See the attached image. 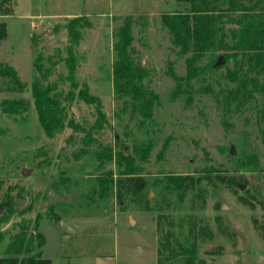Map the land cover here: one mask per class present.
<instances>
[{"label":"rangeland","instance_id":"374dc122","mask_svg":"<svg viewBox=\"0 0 264 264\" xmlns=\"http://www.w3.org/2000/svg\"><path fill=\"white\" fill-rule=\"evenodd\" d=\"M189 1L0 0V22L8 27L0 63L15 67L28 86L24 93L0 92V204L11 194L18 209L0 225L6 233L0 256L18 223L40 218L46 239L41 251L53 264H157L159 198L152 183L190 174L200 180L204 200L191 193L172 214L176 220L194 214L213 232L201 243V256L208 264H264V240L254 222H264V92L235 99L237 83L228 78L234 63L218 50L198 63L197 78L186 79L192 54L173 44L162 18L190 11ZM75 18L84 23L76 77L94 103L78 96L64 100L70 91L67 25ZM125 33L131 59L147 71L144 85L158 97L150 116L115 91L114 65ZM37 57L45 68L56 63L48 82L65 107V127L53 137L34 107ZM220 57L223 66L217 65ZM7 98H24L31 108L7 114L1 107ZM100 145L113 151L108 164L96 160ZM127 170L150 181L149 211L128 196L119 199L114 189L101 195L97 179L116 180ZM169 199L173 204L176 198Z\"/></svg>","mask_w":264,"mask_h":264},{"label":"trees","instance_id":"16d2710c","mask_svg":"<svg viewBox=\"0 0 264 264\" xmlns=\"http://www.w3.org/2000/svg\"><path fill=\"white\" fill-rule=\"evenodd\" d=\"M189 2L190 11L164 14L162 18L173 44L180 48L182 54H192L187 62L186 79L191 81L197 78L202 70L198 63L208 52L218 50L224 53L228 62L234 63L233 69L228 71V78L237 83L236 90L232 91L235 99L246 100L255 93H263L264 80L261 78L264 77V0H190ZM224 5L228 6V9H225ZM228 24L231 25L229 29L226 28ZM83 27L84 23L80 18L73 19L67 25L70 43L66 48L67 57L64 59V64L70 91L64 100L73 101L78 96L88 103H94L96 102L94 96L90 95L87 89L80 88L76 77L79 61L75 49L81 39L79 28ZM128 35L129 33L123 35V40L119 44V59L114 65L115 91L119 96L132 98L135 111L150 116L158 97L143 83L147 71L136 65L127 51ZM7 37V24L0 22V43ZM41 60L40 57L35 60L34 66L38 75L31 89L40 124L46 135L53 137L65 127V107L62 106L60 96L53 93L55 86L48 82L56 63L51 61V66L45 68ZM174 77L177 81L184 80ZM0 79L2 80L0 92L24 93L28 88L15 67L8 64L0 63ZM1 107L7 114L22 115L29 111L31 103L24 98H7L1 102ZM101 118L105 119L103 115ZM68 123L74 128L73 121ZM87 144L89 145L90 142ZM95 157L101 165H105L112 160L113 151L100 145ZM122 158L128 160L119 156L120 161ZM97 185L101 195L114 189L119 199L128 196L132 201H137L144 210H150L151 201L146 192L151 185L150 181L135 172L127 170L120 173L116 180L97 179ZM152 186L158 188L157 198H159L158 202L155 200L158 204L155 207L158 233L157 264H208L201 256L200 248L201 243L213 238V232L208 227L202 226L201 221L194 214L180 217L179 220H176L172 214L179 208L178 206L184 204L191 193L204 200L203 191L199 189L200 180L190 174H172L155 179ZM169 196L176 198L173 204ZM6 201L10 204L0 215V225L6 222V218L10 215L18 213L16 200L11 194H8L1 204ZM191 202V210L194 211L196 197H193ZM245 204L249 203L245 202ZM249 206L254 208L251 204ZM166 207L167 212L164 211ZM39 222L40 218H37L35 222L22 221L17 224L8 239L3 251L4 255L0 256V264H53L52 260L44 257L41 251L46 239L39 230ZM254 222L264 240V222L261 224L257 220ZM5 238L6 233L0 229V244Z\"/></svg>","mask_w":264,"mask_h":264},{"label":"water","instance_id":"95a60500","mask_svg":"<svg viewBox=\"0 0 264 264\" xmlns=\"http://www.w3.org/2000/svg\"><path fill=\"white\" fill-rule=\"evenodd\" d=\"M223 64H224V60H223L222 57H220L219 62L217 63V65H218V66H221V65H223ZM70 133H71V129H68L66 135L69 136ZM231 153H232V154L235 153L234 148H232ZM23 174H28V170H27V169H24ZM9 204H10L9 202H5L4 204H0V215H2V213H3V211H4V208H5L6 206H8ZM239 242H240V240H239Z\"/></svg>","mask_w":264,"mask_h":264}]
</instances>
